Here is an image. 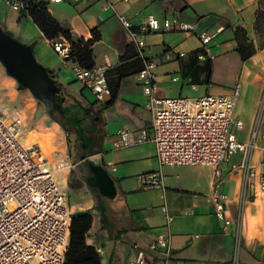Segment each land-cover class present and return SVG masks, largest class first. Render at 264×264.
Masks as SVG:
<instances>
[{"label": "crops", "instance_id": "crops-1", "mask_svg": "<svg viewBox=\"0 0 264 264\" xmlns=\"http://www.w3.org/2000/svg\"><path fill=\"white\" fill-rule=\"evenodd\" d=\"M17 2L23 1L0 0V25L21 42L34 44L37 60L51 70L66 94L79 100V105L68 110V115H81L71 118L75 127L71 132L64 131L47 113L39 119L30 113L28 118L36 117L38 125L53 129L56 140L64 134L66 141H53L52 156L80 163L64 181L69 209L73 217L91 214L86 244L103 250L102 264L135 261L137 251L147 250L159 235L171 238V256L166 261L162 251L148 252L146 264H234L237 237L241 241L238 264H264V195L254 199L246 189L238 168L242 157L236 155L224 163L220 177L211 166L162 168L152 142V114L139 79L150 62L155 64V91L160 98L232 95L239 87L233 120L243 122L244 127L232 130L243 142L255 135L251 161L258 173H264V50L256 40L259 0H66L49 4L52 17L75 39L92 41L93 32L98 31L99 40L92 47L94 68L111 70L112 93L103 101H97L75 80L73 70L78 63L61 59L31 17L13 8ZM108 3L114 9H107ZM120 15L130 20L136 39L123 27ZM149 16L161 23L177 18L196 24V30L191 36L143 30ZM200 34L212 37L207 47L215 55L212 61L199 59L205 54ZM244 36L257 48L247 62L236 51L238 38ZM129 50L131 56L123 61ZM123 66L126 76L119 81L117 70ZM7 90L14 91V85L9 84ZM20 92L11 93L14 106L26 111L37 100ZM1 112L11 114L7 108ZM83 112L88 115L82 116ZM24 124L27 136L33 131ZM123 131L133 132L145 142L123 148ZM85 163L103 166L109 173L117 191L114 198L91 191L85 182L89 176L83 174ZM148 173H161L165 189H141L138 177ZM214 191L228 197L226 215L232 224L227 232L215 216L210 200Z\"/></svg>", "mask_w": 264, "mask_h": 264}, {"label": "built area", "instance_id": "built-area-1", "mask_svg": "<svg viewBox=\"0 0 264 264\" xmlns=\"http://www.w3.org/2000/svg\"><path fill=\"white\" fill-rule=\"evenodd\" d=\"M65 1L46 0L48 4ZM13 8L25 15L29 13L20 2ZM107 9L114 7L108 3ZM119 20L136 39L130 20L123 15ZM142 29L165 33L178 31L191 36L195 33L196 24L184 23L177 18L161 23L156 17L149 16ZM198 39L205 47V54L199 59L214 60L215 55L207 48L212 37L200 34ZM51 47L61 59L70 60L72 46L67 40H54ZM109 71L108 67L86 69L77 66L73 73L75 80L89 89L97 101H103L111 95L107 78ZM139 79L148 99L147 108L152 114V142L162 168L211 166L216 169V177H220V167L231 157L240 155L242 161L238 168L246 189L254 199L264 195V173H258L251 161L255 135L250 141L243 142L232 130L233 127L237 130L244 127L243 122L233 120L239 87L232 95L160 98L155 91V64L150 62L139 73ZM24 127L20 117L10 118L8 113L0 111V264H65L73 215L64 181L80 163L74 164L59 156L49 157L41 145L28 144ZM120 135L123 148L145 142V138L139 139L130 131H123ZM138 182L141 189H165V178L161 173L140 175ZM210 200L216 218L227 232L232 224L226 215L227 195L214 191ZM240 250L241 241L237 237L234 264H238ZM157 251H162L166 261L169 260V236L159 235L147 250L139 249L135 261L129 264H146L148 252ZM97 252L103 254L101 248Z\"/></svg>", "mask_w": 264, "mask_h": 264}, {"label": "trees", "instance_id": "trees-1", "mask_svg": "<svg viewBox=\"0 0 264 264\" xmlns=\"http://www.w3.org/2000/svg\"><path fill=\"white\" fill-rule=\"evenodd\" d=\"M21 1H23L22 3L24 4V7L28 10L29 12L28 15L31 17V19L36 24V26L41 30V32L44 34L47 40L54 41L60 38H64L72 46V55L70 60H74L75 62L78 63V66L82 68H86V69L94 68L95 62L93 58L92 47L95 44V42L99 40V34L97 30L93 32L94 40L92 41L87 42L85 40L75 39L71 31L63 29L61 25L57 21H55V19L52 17V15L48 10L49 4L46 2V0H21ZM261 2L262 1L259 0V6L261 5ZM261 10L262 9L260 7V11L257 18V29H258V20L262 15ZM21 12L24 14L23 11ZM3 31L7 35L14 38V36L9 32H7L5 29H3ZM21 43L25 46L32 47L34 51V44L28 45L23 42ZM236 51L241 57V60L243 62H247L256 55L257 48L255 47L254 42L249 41L248 38L244 36L242 39L238 38ZM131 54L132 52L129 50L127 52V55L123 58V61L127 60L128 57L131 56ZM46 69L50 74V76L53 78L51 70L48 68ZM117 72H119L120 74L119 81L126 76L124 66L119 67ZM110 74H111V70L107 74L108 83H109ZM55 83L59 89L58 93L56 94V102L62 107V112L53 110V112H51L49 116L51 117V119L57 122L64 131L71 132L75 128V127L73 128V126L70 124L71 118L80 117L81 115L80 113L78 114L70 113L68 115V110L71 111V108H73L75 104L79 105V100L73 97L72 95L66 94L62 90V88H60V85L57 83V81H55ZM18 89L24 90L21 85H18ZM81 114L82 116L88 115L87 112L85 113L83 112ZM92 223L93 220L90 213H79L73 217L70 242L66 254L65 264H102L101 257L98 254L97 250L93 247H89L86 244V236L92 228Z\"/></svg>", "mask_w": 264, "mask_h": 264}, {"label": "water", "instance_id": "water-1", "mask_svg": "<svg viewBox=\"0 0 264 264\" xmlns=\"http://www.w3.org/2000/svg\"><path fill=\"white\" fill-rule=\"evenodd\" d=\"M0 64L10 78L45 106L48 115L52 110L62 112V107L56 102L59 89L55 80L38 62L33 48L7 35L2 28H0ZM83 174L89 176L85 182L91 191L98 190L107 198L116 196L114 181L103 166L85 163Z\"/></svg>", "mask_w": 264, "mask_h": 264}, {"label": "rangeland", "instance_id": "rangeland-1", "mask_svg": "<svg viewBox=\"0 0 264 264\" xmlns=\"http://www.w3.org/2000/svg\"><path fill=\"white\" fill-rule=\"evenodd\" d=\"M261 1L262 2H261L260 7L262 9L261 10L262 15L260 16V18L258 20V29H257V35H256L257 39L256 40H257L258 48L260 50L261 49L264 50V0H261ZM0 28L5 29L2 25H0ZM7 32H9V31H7ZM14 38L19 40L15 36H14ZM5 83H7V84H5ZM9 84L14 85V91H8L7 90V88H8L7 86H9ZM16 91H18L17 82L15 80H13L12 78L8 77L5 69L0 64V110L2 111L3 109L7 108L11 112V114L9 115L10 118L18 116L21 119H23V121L25 123H27V127L31 128V130L33 131L32 133H29L25 137L27 140L26 142L28 144H36V143L40 144L43 151L45 152V154L49 157H52L53 152L55 151V149L53 148V141H66L64 134L62 135L63 138H61L60 140H56L53 136V129H50V127H48L47 125L42 126L43 123L42 124L40 123L38 125V123L36 122L37 121L36 117H38V119H39V117L43 116L46 113L45 106L43 104H40L38 101L34 102L35 104L33 107L26 109L27 112L25 111V109L23 107L18 108L17 106H14L15 101H14L13 95L16 93ZM12 92H14L13 95L11 94ZM24 93H26L28 98L31 99L32 94L30 92H26L25 90H22V92H20V95L23 96V95H25ZM262 99H264V88H263ZM30 113H32L33 115L36 114V117H35L36 119L34 118L32 120H29L28 117H29ZM33 121H34V123H33ZM72 200H74V197H72Z\"/></svg>", "mask_w": 264, "mask_h": 264}, {"label": "bare ground", "instance_id": "bare-ground-1", "mask_svg": "<svg viewBox=\"0 0 264 264\" xmlns=\"http://www.w3.org/2000/svg\"><path fill=\"white\" fill-rule=\"evenodd\" d=\"M10 81V80H9ZM6 82V81H5ZM11 83V82H10ZM5 84H7V83H5ZM7 87H9V86H7Z\"/></svg>", "mask_w": 264, "mask_h": 264}, {"label": "flooded vegetation", "instance_id": "flooded-vegetation-1", "mask_svg": "<svg viewBox=\"0 0 264 264\" xmlns=\"http://www.w3.org/2000/svg\"><path fill=\"white\" fill-rule=\"evenodd\" d=\"M51 112H53V110Z\"/></svg>", "mask_w": 264, "mask_h": 264}]
</instances>
